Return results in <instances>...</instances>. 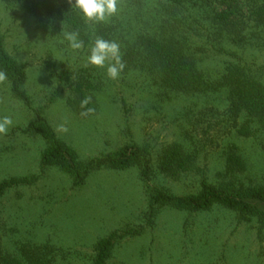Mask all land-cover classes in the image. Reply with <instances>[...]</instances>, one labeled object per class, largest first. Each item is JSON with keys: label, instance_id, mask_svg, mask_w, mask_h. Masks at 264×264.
Here are the masks:
<instances>
[{"label": "rangeland", "instance_id": "rangeland-1", "mask_svg": "<svg viewBox=\"0 0 264 264\" xmlns=\"http://www.w3.org/2000/svg\"><path fill=\"white\" fill-rule=\"evenodd\" d=\"M118 8L109 20L125 18L123 0ZM0 36L8 55L25 67L22 89L30 100L27 106L13 95L7 76L0 83V119L9 116L13 121L7 134H0V183L13 177L35 179L32 185L11 189L0 201L6 251L14 253L15 243L49 244L59 250L57 264H90L99 239L143 227L142 234L116 242L108 264H264V228L254 220L239 223L233 212L216 206L202 213L162 208L148 226L147 187L137 168L95 169L76 186L74 177L59 166L42 167V153L49 144L28 127L36 121L33 110L42 108L56 139L79 162L112 155L132 144L148 148L153 156L172 143L199 150L191 171L176 178L157 175L149 181L151 187L176 196L196 194L203 177L214 185L264 187V132L238 137L212 120L215 126L203 134L206 123H194L197 111L211 106L222 111L225 101L220 95L166 100L157 97L156 88L138 73L112 80L106 69L93 66L98 89L91 94L97 110L82 116L71 104V86L60 83L57 72L67 66H90L86 51L74 52L66 41L46 37L33 17L19 6L6 9L4 0H0ZM256 57L264 63L263 55ZM226 61L232 58L211 54L203 67L214 71ZM53 94L55 100L50 102ZM190 107L195 112L185 117ZM227 144L238 148L245 165L233 176L224 171Z\"/></svg>", "mask_w": 264, "mask_h": 264}, {"label": "trees", "instance_id": "trees-1", "mask_svg": "<svg viewBox=\"0 0 264 264\" xmlns=\"http://www.w3.org/2000/svg\"><path fill=\"white\" fill-rule=\"evenodd\" d=\"M123 2L125 18L92 24L72 7L74 0L72 4L68 0H4L6 9L19 6L23 13L33 17L37 30L50 39L64 40L68 44L64 33L78 31L84 41L82 51L88 55L96 37L118 42L125 63L121 74L138 73L148 81V86L156 88L157 97L170 100L178 96L220 95L225 101L222 111L214 106L197 111L194 123H206L203 134L215 126L212 120L238 137L249 138L264 132V63H259L256 57L264 56V0ZM211 54L227 55L232 61L212 71L203 67L204 60ZM0 71L9 78L13 95L29 106V97L22 89L27 78L25 67L8 55L2 36ZM92 71L90 65L80 69L67 66L57 72L59 82L71 86L74 98L71 104L80 114L85 111L80 102L88 96L91 103L86 107L94 108L93 113L97 110L91 93L98 89V84L93 81ZM54 100L53 94L49 101ZM194 112L190 107L184 115L190 117ZM33 113L36 121L28 128L49 144L42 153V167L59 166L74 177V185L82 184L95 169L137 168L147 187L149 201L145 219L148 226H152L162 208L202 213L216 206L233 212L239 223L254 220L264 228V187L214 185L203 177L196 194L176 196L149 185L153 176L176 178L191 171L199 150L193 152L172 143L163 145L153 156L148 148L132 144L112 155L79 162L70 148L56 139L42 117L43 109H35ZM223 153L225 174L233 176L245 170L236 146L227 144ZM34 182L35 179L28 177H13L0 183V201L11 189ZM142 231L143 227L118 230L99 239L93 246L90 264H108L118 240L140 235ZM4 235V226H0V264H57L59 250L56 247L15 243V252L9 253L3 246Z\"/></svg>", "mask_w": 264, "mask_h": 264}, {"label": "clouds", "instance_id": "clouds-1", "mask_svg": "<svg viewBox=\"0 0 264 264\" xmlns=\"http://www.w3.org/2000/svg\"><path fill=\"white\" fill-rule=\"evenodd\" d=\"M72 4V0H68ZM120 0H74L72 7L78 9L84 19L92 24L106 23L109 19L115 16L118 11ZM78 31L64 33V39L68 41L69 47L75 52L79 51L84 46V41L79 38ZM120 44L116 41L106 40L102 37H96L94 45L90 48V55L87 57V64L96 68L106 69L108 78L116 80L125 68V63L122 59ZM7 77L3 71H0V83H4ZM91 103V97H85L80 102V107L85 109L81 112L82 116L92 114L95 109L86 107ZM13 121L9 116L0 119V134H7L8 129L12 126ZM61 130L67 131L61 126Z\"/></svg>", "mask_w": 264, "mask_h": 264}]
</instances>
